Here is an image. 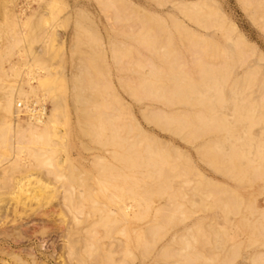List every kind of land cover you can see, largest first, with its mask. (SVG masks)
Instances as JSON below:
<instances>
[{"label": "bare ground", "instance_id": "bare-ground-1", "mask_svg": "<svg viewBox=\"0 0 264 264\" xmlns=\"http://www.w3.org/2000/svg\"><path fill=\"white\" fill-rule=\"evenodd\" d=\"M154 1L159 5L164 3V0ZM98 2L104 10L109 11L112 21L121 24L119 29L122 30L121 32L124 33L125 37L133 39L138 46L148 50V55L144 56L146 61L143 62L134 54L135 51H139L137 46L132 47L126 41H123L124 46L114 47L111 51L112 64L121 65L119 68L123 70V73L125 70H130L135 74L132 81L130 76V78L121 76V82L128 94L141 105L139 106L144 121L162 131L169 132L172 136H178L186 144L193 146L201 160L211 163L218 169L225 165L235 180L248 184L264 181V94L256 100L250 95H242L244 96V102H240L242 105H234L237 119L245 121V127L249 134L247 139L239 145L234 142L228 149L224 148L226 136L223 133L230 130L225 119L226 112L223 111V108L227 106L225 84L232 76L235 67L244 65L251 54L255 52L254 45L248 42L244 35L238 31L236 25L227 23L225 15L221 14L209 0H177L174 5L179 7L177 9L181 14L179 16L172 15L168 20L145 9H140L128 0H98ZM239 2L245 10L251 9L253 11L255 20H262L260 27L264 30V0H239ZM186 20L192 22L196 27H192ZM216 29H220L226 39L234 37L235 51L233 57L226 54L212 40L211 32L208 31ZM90 31L97 40L96 32L92 29ZM95 52H89L87 56L84 55L85 58L82 63H85V71L82 69L84 73L76 79L83 83L81 85L87 84L89 89L95 92L93 97L89 96V107L84 110L86 111L84 114H86V118L92 121V124L90 121V126H88L89 132L93 134L98 129L100 133L96 134L97 137L103 135L101 137L103 139L100 138L102 142L99 141L103 147L98 149L94 156L95 160L99 159L97 161L101 160L105 163H102L103 166L100 167L99 172L97 171L98 173H92L90 176L87 173L84 182L78 187H75L76 182H70L69 186L66 185L69 182L62 183L61 187L64 188V193L61 196L59 186L52 179L44 178L43 175L41 177L44 180H41L40 177L35 178L36 181H34L37 186L32 188L28 194L30 188L26 186L31 180L29 179L30 176L32 177L30 174L34 172L30 171L28 172L29 176L27 173V176L18 178L12 174L13 177L11 178L9 177L10 173L6 176L8 169H6L7 171L2 169L0 182L2 181L3 187L6 189L8 196L6 199L9 201L12 199L15 202L11 200L14 202L11 210L8 209L9 207L7 209L2 207L7 211L1 209L3 213L0 215L3 216L6 213L3 216L6 219L12 214L11 221H18L25 216L31 217L32 214H39L50 202L51 197L58 196L60 208L62 206L61 213H64L62 217L65 218L67 216L65 211H68L73 213V220L75 219L76 224L83 223L82 226H76V228L73 226L65 228L67 229L65 236L69 238L65 245L68 254L74 253L75 249V258L78 264H89L91 260L96 261L98 259L100 261L103 259L112 260L114 264H118L119 259L117 258H120L122 254L125 256L127 254L136 255L134 258L146 255L156 245L154 241L164 235L166 225L170 223L169 217H165L159 223L155 222L156 224L153 223L151 226L149 224L148 228H144V232L141 230L139 223L142 196L140 191L141 172L143 171V178L152 181L162 179L169 182L168 180L171 178L179 176L194 166L190 154H187L188 151L185 152L182 147L176 145L172 138L170 145L158 141V137L153 133H145L140 122L127 106L120 104V113H114L111 110L110 101L116 100L120 103V99L115 92L110 91L111 85L109 86V82L105 78L107 73L101 56ZM126 56L129 59L126 60ZM147 72L150 77H147ZM257 81L259 78L252 68L247 69L241 84H244L246 89H250L257 84ZM238 83L237 80L233 81L234 86ZM88 86L85 85L87 88ZM104 93H106V98L102 95ZM23 94H25L24 85L12 88L4 94L0 104L1 109L11 117L2 124L1 127L4 130L2 135L12 129L15 132L13 135L15 140L9 143L12 147V160L17 157L16 154H19V149L23 148L31 136H48L53 123L60 117L59 102L55 98L51 112L47 114V108L44 104L38 106L36 105L38 101L28 100ZM23 114L27 115L28 121L14 123L15 117ZM259 125L260 136L258 137L251 130ZM101 133L104 134L101 135ZM232 133L231 136L234 135ZM91 136L93 137V135ZM235 137L239 139L241 136ZM167 155L170 157L168 158ZM199 175L202 179L205 176L204 173L200 172ZM65 177L69 178L68 181H76L78 178L77 174ZM207 180L213 181L214 190L210 193L219 199L220 205H225L230 211L237 213L241 203L235 191L222 181ZM159 192L162 194L160 189ZM195 193L197 192L195 191ZM144 195L147 197L146 193ZM33 200L36 201L37 209L33 207L26 209L27 205H32ZM7 203L4 204L8 206ZM254 203L251 202L248 207L252 210H258ZM3 206L5 207V205ZM28 210L33 212L27 213ZM155 210L157 215H163L165 212L161 207H155ZM79 213L84 214L82 221L79 220ZM24 214L25 216H22ZM42 215L53 216L50 212H45ZM164 216L166 215L164 214ZM90 217L92 218L90 219ZM88 218L89 221L87 222ZM262 219L248 224L254 239L260 238L264 242ZM61 220L57 221L56 218L52 217L51 220H48L51 224L49 225L50 228L53 230L54 227L61 229L62 223L68 224L67 220V222ZM84 222L87 223L84 224ZM196 223L192 222V226ZM46 224L48 225L45 222L44 224L37 223V228L31 230L32 234L44 236L48 231ZM20 225L13 226L11 229L0 230V236L4 235L8 240L10 238V240L18 242L23 237ZM189 228L191 227L188 224L176 229L172 233L171 241L176 239L180 231L183 232ZM219 228L214 224L201 227L200 235L202 234L204 244L209 239H206L208 235L206 238L204 235L209 233L217 236ZM73 231L79 234L76 239L71 238ZM167 245L168 241L159 250L160 253L157 256L161 260H166V263L173 260L172 264H196L198 260L206 261L209 258L207 254L206 256L201 252L198 253V251L183 257V254L180 253V246L169 247ZM34 251L33 249L26 251L28 257L31 258L30 263L40 264L39 256L37 257ZM139 251L142 254H139ZM1 252L5 256L0 258V264H12L10 258L17 259L18 264H27L22 258L23 256L25 258V254L21 257L12 249L10 251L1 250ZM238 253V250L233 252L234 256ZM64 254L60 256L64 257ZM116 254H119L120 257ZM179 256L182 259L181 257L178 259ZM115 257L117 260L114 261ZM123 258H120L119 264H123ZM249 259L251 264H264V251L254 252ZM231 260L233 259L228 257L221 264H233ZM62 261L63 264H67L65 258ZM163 262L156 264H163ZM136 264H142V261Z\"/></svg>", "mask_w": 264, "mask_h": 264}, {"label": "rangeland", "instance_id": "rangeland-1", "mask_svg": "<svg viewBox=\"0 0 264 264\" xmlns=\"http://www.w3.org/2000/svg\"><path fill=\"white\" fill-rule=\"evenodd\" d=\"M128 1L140 9H145L166 20L172 15L179 16L181 14L177 9L179 7L174 5V2L177 0H164L162 5H159L154 0ZM209 2L216 6L221 14L225 15L227 23H234L238 31L255 47L254 54H251L244 65H237L235 67L232 76L225 84L227 106L223 108V111L226 112L225 119L228 122L230 130L228 132L224 131L223 135L226 136L224 140L226 146L224 148L228 149L231 143L235 142L239 145L241 142H244L249 134V131L245 127V121L237 119L236 113L234 112V105H242L241 103L244 102V96L242 95H250L251 98L256 100L264 94V30L260 27L262 20H255L253 11L251 9L245 10L239 0H209ZM186 21L188 22V20ZM117 23L111 20L109 11L104 10L98 0H0V104L6 92L12 88L24 85L25 94L23 95L28 100L38 101L36 104L38 106L44 104L47 108V114H50L55 99L59 102L60 108V117L58 116L59 118L53 123L48 136H31L23 148L19 149V154H16L17 157H14V160H12V147L9 143L15 140L13 136L15 132L12 129L5 135H2L4 133L1 127L2 124L6 119H10L11 117L1 109L0 105V176H2V169H5V171L8 169L6 176L10 173L17 178L24 177V175L31 171L34 172V175L32 173L30 174L32 177L30 176L29 179L31 180L26 186L30 188L28 194L32 188L37 186L35 178L40 177L41 180H44V178L52 179L59 186L61 196L64 193V188L61 187L62 183L66 184L69 182L66 184L68 185L70 182H76V186H74L78 187L84 182L87 173L90 176L92 173H98L100 171V167L102 168L105 162L101 160L97 161L99 159L95 160L94 155L98 149L103 147L100 142H102L101 139L103 138L101 137H103L102 134L104 133H101L102 136H98L99 138L96 135L100 133L98 129L96 133L91 134L88 127L90 126L91 120L86 118V114H84L86 112L84 110L89 107L88 98L90 95L93 97L95 92L89 89L87 84L83 86L81 85L83 83L78 82L79 80L77 81L78 77L85 71V63H82V60L85 56L89 55V52L93 53L96 51L95 53L101 56L104 64L107 73L105 78L109 82V86L111 85L110 91L115 92L120 99V103L116 100L110 101L111 110L114 113H120L119 105L123 104L127 106L129 111L140 122L145 133H153L158 137V141L170 145L172 138L176 145L182 147L185 152L188 151L187 154H190L194 166L187 170L188 172H182L179 176L171 178L168 180L169 182L162 179L152 181L143 178V171L141 172L140 191L142 196L139 214L141 230L144 232V228L149 227V224L151 226L155 222L159 223L165 217H169L170 223L166 225L165 233L162 237H159L160 240L158 238L154 241L156 245H154L152 250H149L146 255H140V257L137 256L136 258H134L136 255L133 254H127L126 256L122 254V258L125 256V262L123 258V264H136L141 261L142 264H156L163 261L165 262L163 264H172L173 260H169L166 263V260H161L159 259L160 257H157L159 255L158 253H160L159 250L167 244V241L169 247L180 246V250L182 251L180 253L183 254H181L183 257L186 254L197 253V251L198 253L201 252L204 255H208L206 256L209 258L206 261L203 259L198 260L196 264H221L228 257L233 259L231 260L233 264H251L249 259L251 254L256 251H264L263 239H254L249 225L250 222L252 223L262 218L264 223V181H258L253 184L239 182L229 174L228 168L225 165L218 169L214 165H211V163L201 160L193 146L186 144L178 136H172L169 132L162 131L144 121L140 110L141 105L128 94L121 82V76H127L126 78L131 77L132 81L135 78V74L130 70H125L123 73V70L119 68L121 65L117 66L112 64L111 51L114 47L124 46L123 41H126L132 47L137 46L139 51H135L134 54L143 62L146 61L145 57L148 55V50L138 46L133 39L125 37L124 33L121 32L122 30L119 29L121 24ZM188 23L192 27H196L192 22L189 21ZM90 29L96 32L97 40H95ZM208 32H211V38L215 44L220 46L230 57L234 56V37L226 39L220 29ZM125 59H129L128 56ZM252 68L257 78H259V81L252 88L246 89L241 82L244 81V75L247 69ZM146 75L150 77L148 72ZM234 80L239 81L240 85L238 83L234 86ZM231 84L232 86H230ZM105 94H102L103 97L106 96ZM124 116L127 117L126 115ZM15 119L14 123L28 121L27 115L25 114L16 116ZM259 128L260 125L255 126L251 130L258 137L260 136L258 132ZM231 133L234 134L232 135L233 137L230 135ZM235 136L241 137L238 139ZM165 154L167 153L165 152ZM167 157L169 158L170 155H167ZM198 171L204 173L205 176H203V179L200 177ZM38 174L40 176H37ZM72 174H77L78 178L76 181H68L69 178L65 177ZM11 175L9 177L12 178L13 175ZM27 175L29 176V173ZM42 175L44 178L41 177ZM207 179L222 181L235 191L241 203L237 213L230 211L224 204V206L220 205L219 199L213 193H210L214 190L212 186L213 181ZM3 186L4 184L1 181L0 206L3 204L0 207V214L3 213V208L7 209L9 207L8 209H10L15 202L12 199L14 202L6 199L8 196ZM159 189L162 194H159ZM144 192L147 194V197H145ZM99 195L101 196V194ZM251 202H255L254 206L258 210H252L248 207ZM4 203H7L8 206ZM149 203L151 204L149 205ZM60 205V200L57 196L50 198V202L42 209L43 212L40 211V215L32 214L29 217L24 214L22 216L25 217H22L18 221H11L12 214L9 212L11 209L8 211L11 214L9 218L4 219L3 216L6 213L3 216L0 215V230L6 228L11 229V227L21 224L20 229L24 237L20 238L18 242H14L10 238L9 240L5 238L4 235L0 236V258L5 256L1 250L10 251L12 249L16 253H19L21 257L25 254V258L24 256L22 257L24 259L23 261L27 264H32L30 263L31 258L28 257L26 251L33 249L35 250L34 254L37 257L39 256L38 261H41L40 264H63V258L66 259L67 264H78L75 258V249L74 253L71 252L68 254L67 247H65L68 242L66 240L69 239L65 236L67 234V229L65 228L67 226L76 228V226H82L83 223L76 224L75 219L73 220V213L71 214L68 211H65L67 212V216L65 218L62 217L64 213H61L60 209L62 206L60 208ZM171 206L175 209L173 210ZM32 207L37 209L35 200L32 201L31 206L27 205L26 209H32ZM155 207H161L164 209L163 211H167L166 213L164 212L166 216L164 214L157 215L158 213ZM32 212L28 210L27 213L31 214ZM45 212L52 213V217L56 218L57 221L61 219V221L67 220L68 224L62 223L61 229L54 227L53 230V228H50L49 225L51 224L48 221L52 217L43 216L42 214ZM83 217L84 214L79 213L80 221L83 220ZM44 222L48 223V225L46 224L48 231L45 235H33L31 230L37 228V223L44 224ZM87 222H84V224ZM192 222L197 223L192 226ZM188 224L191 228L183 232L180 231L176 239L171 241L172 233L176 229ZM208 224H214L220 228L217 236L216 234L212 235L209 233L204 235V238L207 235L206 239L209 238L208 242L204 244L200 230L202 226ZM78 235L73 231L71 238L76 239L79 237ZM235 250H238L239 253L234 256L233 252ZM63 253H65L63 255L64 257L60 256ZM139 254L142 253L139 251ZM70 255L71 257H69ZM117 256L120 257L119 254ZM120 258H117L119 259L118 264L121 262ZM43 259L44 261H42ZM100 259H103V257H100ZM117 259L115 257L113 260L115 261ZM10 262L12 264H18L17 259L14 258H10ZM107 263L114 264L112 260L107 261L104 259L101 261L99 259L96 261L91 260L89 262V264Z\"/></svg>", "mask_w": 264, "mask_h": 264}]
</instances>
